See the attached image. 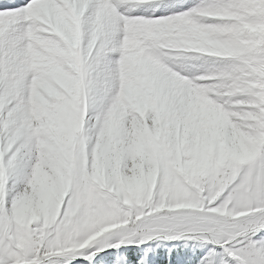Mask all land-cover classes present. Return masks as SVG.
I'll use <instances>...</instances> for the list:
<instances>
[{
	"label": "snow or ice",
	"instance_id": "obj_1",
	"mask_svg": "<svg viewBox=\"0 0 264 264\" xmlns=\"http://www.w3.org/2000/svg\"><path fill=\"white\" fill-rule=\"evenodd\" d=\"M0 264H264V0H0Z\"/></svg>",
	"mask_w": 264,
	"mask_h": 264
}]
</instances>
